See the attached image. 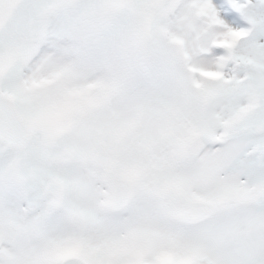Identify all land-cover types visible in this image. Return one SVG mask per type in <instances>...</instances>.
I'll list each match as a JSON object with an SVG mask.
<instances>
[{"label":"snow or ice","instance_id":"snow-or-ice-1","mask_svg":"<svg viewBox=\"0 0 264 264\" xmlns=\"http://www.w3.org/2000/svg\"><path fill=\"white\" fill-rule=\"evenodd\" d=\"M0 264H264V0H0Z\"/></svg>","mask_w":264,"mask_h":264}]
</instances>
